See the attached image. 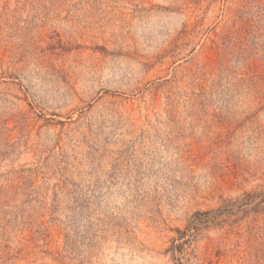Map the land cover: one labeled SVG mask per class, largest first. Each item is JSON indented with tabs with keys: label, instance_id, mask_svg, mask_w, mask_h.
Returning a JSON list of instances; mask_svg holds the SVG:
<instances>
[{
	"label": "rangeland",
	"instance_id": "obj_1",
	"mask_svg": "<svg viewBox=\"0 0 264 264\" xmlns=\"http://www.w3.org/2000/svg\"><path fill=\"white\" fill-rule=\"evenodd\" d=\"M0 264H264V0H0Z\"/></svg>",
	"mask_w": 264,
	"mask_h": 264
},
{
	"label": "trees",
	"instance_id": "obj_2",
	"mask_svg": "<svg viewBox=\"0 0 264 264\" xmlns=\"http://www.w3.org/2000/svg\"><path fill=\"white\" fill-rule=\"evenodd\" d=\"M213 214H215V213H213V212L198 213V215H202V216L208 217V221L210 219H213V218L216 217V215H213ZM197 231H198L197 226H190L188 230H186L184 232H179V234L180 235H183V234L186 235V232H189L190 233L189 236L193 237V234L197 233Z\"/></svg>",
	"mask_w": 264,
	"mask_h": 264
}]
</instances>
